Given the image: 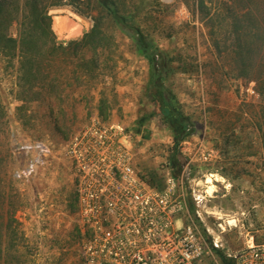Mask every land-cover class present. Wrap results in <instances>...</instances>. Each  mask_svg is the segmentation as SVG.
Instances as JSON below:
<instances>
[{
  "label": "rangeland",
  "instance_id": "rangeland-1",
  "mask_svg": "<svg viewBox=\"0 0 264 264\" xmlns=\"http://www.w3.org/2000/svg\"><path fill=\"white\" fill-rule=\"evenodd\" d=\"M56 1L61 5L50 10L52 29L65 45L81 39L93 27V15L104 11L88 10L89 0ZM116 1L126 2L132 17L127 24L101 19L109 47L85 51L98 68L88 73L79 67L80 80L65 86L63 101L46 90L33 94L35 87L19 92L18 64L0 52V264H84L65 144L93 117L125 127L135 166L155 183H163L174 159L188 168L199 193L211 179L208 192L216 191L207 210L213 224L219 215L238 222L254 200L264 210V97L254 81L238 76L239 62L230 52L237 37L233 18L215 9L209 15L194 11L195 0ZM55 16H62L66 32L54 27ZM139 29L157 48L154 63L138 46ZM70 61L67 71L77 62ZM152 80L188 117L190 133L178 146L175 113L167 118L160 112ZM18 133L50 145L44 163L31 170L30 154L11 149ZM231 232L237 237V230Z\"/></svg>",
  "mask_w": 264,
  "mask_h": 264
},
{
  "label": "built area",
  "instance_id": "built-area-1",
  "mask_svg": "<svg viewBox=\"0 0 264 264\" xmlns=\"http://www.w3.org/2000/svg\"><path fill=\"white\" fill-rule=\"evenodd\" d=\"M10 146L30 154L31 170L50 153L46 141L25 134L15 135ZM65 158L84 264H204L213 249L232 264H264V242L253 236L242 247L229 246V221L222 215L216 225L209 220L212 196L197 191L187 167L169 165L160 184L138 169L122 124L93 117L65 144Z\"/></svg>",
  "mask_w": 264,
  "mask_h": 264
},
{
  "label": "trees",
  "instance_id": "trees-1",
  "mask_svg": "<svg viewBox=\"0 0 264 264\" xmlns=\"http://www.w3.org/2000/svg\"><path fill=\"white\" fill-rule=\"evenodd\" d=\"M95 1L96 5H91L89 0L88 10L96 6L104 10L103 13L99 16L93 15L94 25L81 39L70 41L65 45L58 41L52 29L50 14L51 8L61 5V1L0 0V52L9 58V63L18 64L19 92L22 89L21 93L27 94V90L32 91L35 87L33 94L39 89L46 90L50 95L63 101L65 86H72L80 80L79 67L88 73L98 68L94 56L90 55L86 58L85 51L97 54L98 49L109 47L101 19L108 17L114 23L127 24L132 16L126 2L119 5L116 0ZM187 1L185 3L188 5ZM211 1L195 0L192 8L204 15H209L215 9L220 17L228 13V16L233 18L237 37L230 52L239 62L238 76L254 81L255 91L264 97V0H222L215 6ZM76 11L82 15L89 13L78 7ZM199 21L207 24L203 19ZM141 32L143 30L139 29L138 46L149 61L154 63L157 48ZM70 60L77 62L75 67L67 71L66 67L70 64ZM161 60L164 63V55H161ZM153 82L152 80V97L159 104L160 112L167 118H171V111L175 113L176 117H173L175 119L171 124L174 129L175 145L178 146L190 133L188 117L181 113L178 104L172 105L169 97L157 91ZM172 165L174 169L181 167L177 159L172 161ZM175 173L178 174V171Z\"/></svg>",
  "mask_w": 264,
  "mask_h": 264
},
{
  "label": "crops",
  "instance_id": "crops-1",
  "mask_svg": "<svg viewBox=\"0 0 264 264\" xmlns=\"http://www.w3.org/2000/svg\"><path fill=\"white\" fill-rule=\"evenodd\" d=\"M245 209L241 216L239 215L238 222L230 224L228 232L225 234L229 246L233 249L242 247L250 236H253L257 243L264 242V210L261 204L254 200L251 207ZM232 229L237 230V237H231ZM204 264H232V261L223 252L213 249L206 257Z\"/></svg>",
  "mask_w": 264,
  "mask_h": 264
},
{
  "label": "bare ground",
  "instance_id": "bare-ground-1",
  "mask_svg": "<svg viewBox=\"0 0 264 264\" xmlns=\"http://www.w3.org/2000/svg\"><path fill=\"white\" fill-rule=\"evenodd\" d=\"M54 27L56 28V29H58V30H60L61 32H63V31H65L66 32V28H65V24L63 23V18H62V16H55V18H54ZM76 29V28H75ZM70 30V29H69ZM68 30V31H69ZM70 33V32H69ZM67 35V34H66ZM72 35V34H71ZM64 38V37H63ZM207 180L208 181H211V179H208L207 178ZM207 180H206V189L204 190V192H206L207 193V195H210V196H213V193H214V191H212V193H209L208 192V187H209V183L207 182Z\"/></svg>",
  "mask_w": 264,
  "mask_h": 264
}]
</instances>
